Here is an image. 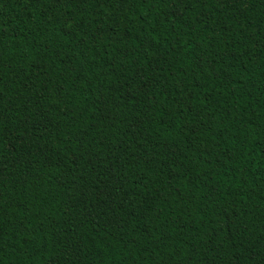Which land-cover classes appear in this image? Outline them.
Segmentation results:
<instances>
[{
	"label": "trees",
	"instance_id": "trees-1",
	"mask_svg": "<svg viewBox=\"0 0 264 264\" xmlns=\"http://www.w3.org/2000/svg\"><path fill=\"white\" fill-rule=\"evenodd\" d=\"M0 264H264V0H0Z\"/></svg>",
	"mask_w": 264,
	"mask_h": 264
}]
</instances>
